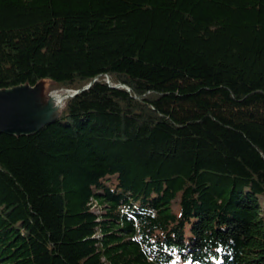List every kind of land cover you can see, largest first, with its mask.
<instances>
[{
    "label": "trees",
    "instance_id": "trees-1",
    "mask_svg": "<svg viewBox=\"0 0 264 264\" xmlns=\"http://www.w3.org/2000/svg\"><path fill=\"white\" fill-rule=\"evenodd\" d=\"M42 80L0 264H264V0H0V89Z\"/></svg>",
    "mask_w": 264,
    "mask_h": 264
},
{
    "label": "water",
    "instance_id": "water-1",
    "mask_svg": "<svg viewBox=\"0 0 264 264\" xmlns=\"http://www.w3.org/2000/svg\"><path fill=\"white\" fill-rule=\"evenodd\" d=\"M88 86L89 84L84 86L82 89H85ZM13 88L14 87L0 89V132L11 134L30 133L36 131L43 124L48 123L55 116H57L59 110L55 115L40 123L37 127L28 128V125L22 121V99H20L19 97H22L23 95H21L17 91H14ZM79 91L80 89L74 90L71 93L64 94L63 96H71L78 93Z\"/></svg>",
    "mask_w": 264,
    "mask_h": 264
},
{
    "label": "bare ground",
    "instance_id": "bare-ground-1",
    "mask_svg": "<svg viewBox=\"0 0 264 264\" xmlns=\"http://www.w3.org/2000/svg\"><path fill=\"white\" fill-rule=\"evenodd\" d=\"M64 94L65 92L62 94L60 93L58 94L56 92L52 93L49 97V102L46 105H43L39 108H35V107L33 108L31 105H29L26 97L24 96L19 97L20 99H22V103H21L23 108L22 121L28 125V128L37 127L40 123L51 118L53 115H55L58 112L60 106L63 103L64 98L67 97V96L64 97L63 96ZM60 102L61 104L59 106Z\"/></svg>",
    "mask_w": 264,
    "mask_h": 264
},
{
    "label": "rangeland",
    "instance_id": "rangeland-1",
    "mask_svg": "<svg viewBox=\"0 0 264 264\" xmlns=\"http://www.w3.org/2000/svg\"><path fill=\"white\" fill-rule=\"evenodd\" d=\"M13 90L17 91L18 93H20L21 95L26 97L27 102L33 108L34 107L39 108L43 105H46L49 102L50 95L54 92H56L58 94L59 93L62 94L65 91H66L65 94L71 93V91L62 90V88H60V89L59 88H57V89L52 88L51 83L48 80H42L38 84H36L35 86H28L25 84L18 85L16 87H14ZM61 102L59 103V106H60ZM59 106H58V108H59ZM57 109H56V111H57Z\"/></svg>",
    "mask_w": 264,
    "mask_h": 264
}]
</instances>
